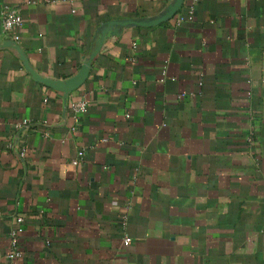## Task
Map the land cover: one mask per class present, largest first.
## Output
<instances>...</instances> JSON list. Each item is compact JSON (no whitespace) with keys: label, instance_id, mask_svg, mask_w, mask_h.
<instances>
[{"label":"crops","instance_id":"1","mask_svg":"<svg viewBox=\"0 0 264 264\" xmlns=\"http://www.w3.org/2000/svg\"><path fill=\"white\" fill-rule=\"evenodd\" d=\"M173 2L0 0V42L19 8L30 65L64 80L110 24ZM191 2L117 25L66 98L0 49V264L18 216L20 264H264V0L178 22Z\"/></svg>","mask_w":264,"mask_h":264},{"label":"water","instance_id":"2","mask_svg":"<svg viewBox=\"0 0 264 264\" xmlns=\"http://www.w3.org/2000/svg\"><path fill=\"white\" fill-rule=\"evenodd\" d=\"M185 0H174L173 3H171L165 11H163L161 14L157 15L154 18H146L144 20H126L121 21L119 23L110 24V28L105 29L103 32L99 33L96 36L95 39V45H94V51L93 53L87 58L86 62L82 65L80 70L72 77L61 80V79H53L46 76L41 75L38 73L34 68L30 65L27 57L25 56L21 46L18 42H16L13 39H7L5 41L0 42V49L3 48H11L16 50L20 56L21 59L24 62V65L26 69L29 71V73L32 75V77L39 81L46 86H49L57 91H60L64 94L65 98L68 97V95L80 88L88 79L90 71H91V65L98 54L100 48L102 47L106 36L108 33L116 31V26H123V25H155L162 23L164 21H167L168 19L172 18L184 5ZM115 33V32H113Z\"/></svg>","mask_w":264,"mask_h":264},{"label":"built area","instance_id":"3","mask_svg":"<svg viewBox=\"0 0 264 264\" xmlns=\"http://www.w3.org/2000/svg\"><path fill=\"white\" fill-rule=\"evenodd\" d=\"M199 0H192L189 4L187 11L178 16V22L187 20H193L195 17V6ZM2 31L5 36L19 42L20 34L19 31L23 28L24 19L19 8L12 6H5L1 14ZM89 103L86 100H79L71 102V108L74 112L75 120H79L80 114L87 112ZM20 125V124H19ZM84 150L79 152L78 158L74 161V164H78L84 157ZM18 227L11 232V246L6 253L9 264H20V261L24 257V252L19 245V235L22 233L21 225L24 222V217L18 216L17 218ZM125 245L130 244L128 237L124 240Z\"/></svg>","mask_w":264,"mask_h":264}]
</instances>
